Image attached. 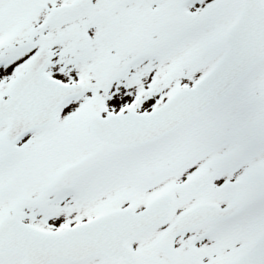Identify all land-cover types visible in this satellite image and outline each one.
<instances>
[{
  "label": "snow or ice",
  "instance_id": "snow-or-ice-1",
  "mask_svg": "<svg viewBox=\"0 0 264 264\" xmlns=\"http://www.w3.org/2000/svg\"><path fill=\"white\" fill-rule=\"evenodd\" d=\"M0 264H264V0H0Z\"/></svg>",
  "mask_w": 264,
  "mask_h": 264
}]
</instances>
